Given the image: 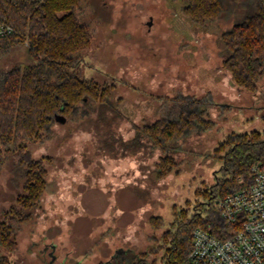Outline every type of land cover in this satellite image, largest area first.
<instances>
[{
	"label": "rangeland",
	"instance_id": "rangeland-1",
	"mask_svg": "<svg viewBox=\"0 0 264 264\" xmlns=\"http://www.w3.org/2000/svg\"><path fill=\"white\" fill-rule=\"evenodd\" d=\"M182 4L81 0L76 12L92 41L73 72L113 85L125 118L113 126L112 146L97 136L94 125L65 120L53 126L49 141L28 144L35 159H48L49 185L34 217L17 234L15 248L0 247L5 264H106L126 250L160 264L152 250L174 213L191 215L221 177L225 137L264 135V80L254 93L236 88L221 66L219 30L227 24L200 30L181 16ZM178 94L209 95L214 125L173 144V162L160 173V150L146 142L128 148L117 139L127 144L135 127L152 123L164 100ZM11 167L8 162L0 173V210L22 192L10 181ZM150 218L163 225L152 228Z\"/></svg>",
	"mask_w": 264,
	"mask_h": 264
},
{
	"label": "trees",
	"instance_id": "trees-1",
	"mask_svg": "<svg viewBox=\"0 0 264 264\" xmlns=\"http://www.w3.org/2000/svg\"><path fill=\"white\" fill-rule=\"evenodd\" d=\"M181 16L194 27L219 30L222 69L232 84L254 93L264 80V0H182ZM81 0H0V20L12 26V35L0 40V173L11 162L10 181L21 194L0 210V247L12 251L17 234L33 217L49 182L45 161L35 159L29 143H45L53 126L63 120L94 125L97 136L112 146L113 126L125 115L115 87L74 74L82 53L92 41L88 25L76 12ZM15 54L10 60L9 56ZM7 58V59H5ZM209 95L195 98L178 94L166 98L150 124L135 127L129 148L146 142L163 154L160 173L169 170L178 140L212 128ZM95 116V117H94ZM116 141V140H115ZM221 177L207 190L191 215L174 213L170 226L152 250L160 264H188L191 234L202 228L218 237L229 236L217 201L247 181L250 168L264 161V135L258 131L229 133L221 144ZM168 162V163H166ZM149 225L163 223L150 218ZM155 264V261L151 262ZM131 250L117 253L106 264H151ZM0 264L5 262L0 258Z\"/></svg>",
	"mask_w": 264,
	"mask_h": 264
},
{
	"label": "built area",
	"instance_id": "built-area-1",
	"mask_svg": "<svg viewBox=\"0 0 264 264\" xmlns=\"http://www.w3.org/2000/svg\"><path fill=\"white\" fill-rule=\"evenodd\" d=\"M13 31L0 20V40ZM239 185L216 203L230 235L194 229L188 264H264V161L254 164Z\"/></svg>",
	"mask_w": 264,
	"mask_h": 264
},
{
	"label": "water",
	"instance_id": "water-1",
	"mask_svg": "<svg viewBox=\"0 0 264 264\" xmlns=\"http://www.w3.org/2000/svg\"><path fill=\"white\" fill-rule=\"evenodd\" d=\"M117 253H118V251H117Z\"/></svg>",
	"mask_w": 264,
	"mask_h": 264
}]
</instances>
